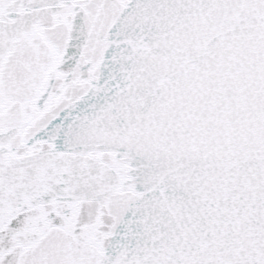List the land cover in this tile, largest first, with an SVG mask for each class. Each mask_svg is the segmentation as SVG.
<instances>
[{"label":"snow or ice","instance_id":"6c2138e0","mask_svg":"<svg viewBox=\"0 0 264 264\" xmlns=\"http://www.w3.org/2000/svg\"><path fill=\"white\" fill-rule=\"evenodd\" d=\"M0 264H264V0H0Z\"/></svg>","mask_w":264,"mask_h":264}]
</instances>
